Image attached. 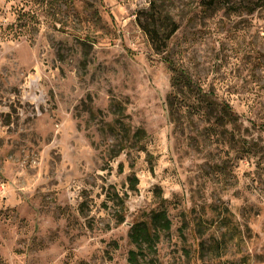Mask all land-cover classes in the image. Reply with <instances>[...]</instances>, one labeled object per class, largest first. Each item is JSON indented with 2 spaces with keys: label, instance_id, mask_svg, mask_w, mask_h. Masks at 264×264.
<instances>
[{
  "label": "rangeland",
  "instance_id": "obj_1",
  "mask_svg": "<svg viewBox=\"0 0 264 264\" xmlns=\"http://www.w3.org/2000/svg\"><path fill=\"white\" fill-rule=\"evenodd\" d=\"M211 1L165 0L182 82L149 0H0V264H129L162 209L141 264H264V0Z\"/></svg>",
  "mask_w": 264,
  "mask_h": 264
},
{
  "label": "trees",
  "instance_id": "obj_2",
  "mask_svg": "<svg viewBox=\"0 0 264 264\" xmlns=\"http://www.w3.org/2000/svg\"><path fill=\"white\" fill-rule=\"evenodd\" d=\"M211 2H216V0H212ZM167 5L168 3L165 2V0H149L148 7L137 12L136 22L146 35L152 51L157 55H161L163 58L162 60L165 61L172 70L178 71V78H183L182 82H190V77L186 75L182 69H174L173 62L165 56L168 42L178 30V23L167 9ZM23 15L24 14H22V16ZM19 19L21 18L19 17ZM222 106L223 118L229 121L235 120L236 113L233 108L227 103H224ZM134 134L138 137H142L144 131L137 128ZM131 185L133 190L135 188V182ZM119 221L122 222L123 220L120 219ZM169 227L170 221L163 209L153 211L149 217L148 224L146 222L133 224L129 229L128 236L135 248L128 251V263L141 264L140 258L145 259L144 256L154 251L155 242L158 238L156 231L169 230ZM149 261L150 263L148 264H153V259L151 257Z\"/></svg>",
  "mask_w": 264,
  "mask_h": 264
}]
</instances>
